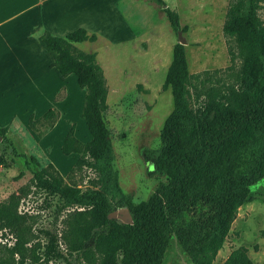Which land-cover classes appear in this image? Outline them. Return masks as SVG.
<instances>
[{"label": "trees", "instance_id": "obj_1", "mask_svg": "<svg viewBox=\"0 0 264 264\" xmlns=\"http://www.w3.org/2000/svg\"><path fill=\"white\" fill-rule=\"evenodd\" d=\"M148 1L160 7L174 32L186 30L179 13L165 0ZM260 1L228 0L222 31L231 64L225 69L190 73L184 45H174L162 84L163 89H171L173 109L160 131L158 147L145 154L151 164L149 173L164 175L166 180L144 200L127 198L124 206L132 215V224L108 217L115 209L104 185L82 191L76 183L66 182L52 163L34 173L38 189L57 194L67 206H76L63 220L61 237L70 252L81 254L82 264H161L170 225L198 203L207 204L209 209L192 222L180 221L175 235L193 264H213L240 206L250 201V186L264 177V154L250 173L234 174L241 148L264 137V19L258 13ZM95 39L96 34L83 27L65 35L48 30L38 35L39 44L52 59L51 66L62 76L74 74L85 91L82 117L90 139L79 140L72 125L62 142V153L79 154L73 170L88 166L109 173L112 144L104 119L106 78L96 54L76 45ZM219 72L226 73L225 78L218 77ZM57 117V110L49 108L40 118L31 117L28 124L36 129V124L45 121L49 129ZM7 129L0 126L1 142L10 141ZM218 180L221 184L216 186ZM19 201L17 193L0 201V229H9L15 237L8 249L12 259L17 255L21 264H42L58 256L56 234L49 231L44 232L47 242L42 254L39 248L27 246L30 230L18 213ZM8 263L0 255V264ZM222 264L253 262L242 245L231 250Z\"/></svg>", "mask_w": 264, "mask_h": 264}, {"label": "rangeland", "instance_id": "obj_2", "mask_svg": "<svg viewBox=\"0 0 264 264\" xmlns=\"http://www.w3.org/2000/svg\"><path fill=\"white\" fill-rule=\"evenodd\" d=\"M134 1L131 14L128 6L121 7L127 15L123 16L126 23L118 13L112 12L104 27L96 28L98 31L80 26L95 33L96 39L76 44L96 54L106 78L104 119L112 144L109 173H99L88 166L73 170L79 154L66 155L61 151L72 125L79 140L90 139L82 117L85 91L77 84L75 75L62 76L51 66L47 52L48 57L42 53L41 60L32 65L24 59L32 55L31 52L25 55L26 51H16L14 62L8 54L0 59V126L8 127L5 135L11 142H1L0 137V201L12 193L20 195L18 213L24 216L30 230L27 246L39 248L40 254L47 242L44 232L56 234L55 249L59 255L43 260L42 264H82L83 259L79 252H70L61 237L65 228L63 220L76 206H67L57 194L38 189L33 181L36 171L52 163L66 182L76 183L82 191L104 185L113 209L125 207L128 197L133 201L146 199L159 182L166 180L164 175L149 173L151 164L145 154L158 147L160 131L173 109L171 89H163L162 84L179 37L156 3ZM165 1L179 13L181 26H186V30L180 32L186 40L183 45L189 72L228 67L231 60L222 31L228 0ZM2 2L9 4L3 13H12L16 1ZM258 13L264 19V0L260 1ZM0 30L8 37L13 50L20 48L21 42L25 43L20 38L12 40V19L0 22ZM28 43L32 44L33 40L30 38ZM239 62L237 58L235 63ZM216 75L225 78L226 73ZM49 108L58 112L53 127L48 129L49 122L44 121L36 124V129L31 128L29 119L40 118ZM262 154L264 137L241 148L234 174L250 173ZM220 184L218 180L216 186ZM208 209L207 204L198 203L194 209L185 210L174 219L161 264H193L175 235V227L180 221H194ZM14 242V234L9 229H0V255L10 262L8 264H21L19 257L16 255L13 260L8 251ZM242 245L247 247L253 264H264V177L250 186V201L240 206L213 264H222L231 250Z\"/></svg>", "mask_w": 264, "mask_h": 264}, {"label": "crops", "instance_id": "obj_3", "mask_svg": "<svg viewBox=\"0 0 264 264\" xmlns=\"http://www.w3.org/2000/svg\"><path fill=\"white\" fill-rule=\"evenodd\" d=\"M15 1L16 5L14 6V10L12 13L7 14L3 13V10L7 8L9 4L0 0V22H7L12 19L14 27V31L11 34V36H13L12 40L15 41L17 38H20V40L25 43L21 42V47L17 48V50H13L11 44L7 41L8 37L0 30V59H2V55L8 54V58H11V61L14 62L16 51L17 53H24V51H26L25 55L29 52L32 53V55L24 57L31 65L41 60L40 54L42 55V53L48 57L47 54H45L46 51L41 47L39 42L37 43L38 35L43 30H48L55 35H65L80 26L86 28L91 27V29L94 30H96V28L101 29L104 27V22L109 18L112 12L118 13L121 17V21L126 23L127 20L124 17L127 15H124L121 7L123 4L128 6V13L131 14L130 10L132 8V3H136L134 0ZM85 21H89L92 25L90 23L89 25L84 24ZM94 21H96V23ZM24 27L25 29L23 30ZM30 38L33 40L32 44L28 43ZM48 59H50V61L52 60L51 58Z\"/></svg>", "mask_w": 264, "mask_h": 264}, {"label": "water", "instance_id": "obj_4", "mask_svg": "<svg viewBox=\"0 0 264 264\" xmlns=\"http://www.w3.org/2000/svg\"><path fill=\"white\" fill-rule=\"evenodd\" d=\"M178 37H179V43L180 44H185L186 40L182 37V34L180 31H178ZM109 218H115L118 219L124 223H129L132 224L133 223V218L132 215L129 211V209L125 206V207H120L118 209H115L113 211H111L108 214Z\"/></svg>", "mask_w": 264, "mask_h": 264}]
</instances>
